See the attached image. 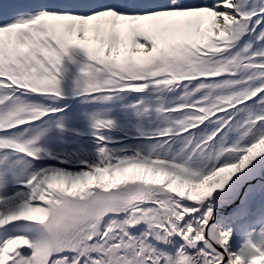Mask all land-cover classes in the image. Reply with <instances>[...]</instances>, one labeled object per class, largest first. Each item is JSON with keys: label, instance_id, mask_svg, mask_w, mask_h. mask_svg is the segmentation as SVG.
<instances>
[{"label": "snow or ice", "instance_id": "1", "mask_svg": "<svg viewBox=\"0 0 264 264\" xmlns=\"http://www.w3.org/2000/svg\"><path fill=\"white\" fill-rule=\"evenodd\" d=\"M0 5V264H264V0Z\"/></svg>", "mask_w": 264, "mask_h": 264}, {"label": "bare ground", "instance_id": "2", "mask_svg": "<svg viewBox=\"0 0 264 264\" xmlns=\"http://www.w3.org/2000/svg\"><path fill=\"white\" fill-rule=\"evenodd\" d=\"M10 12V11H9Z\"/></svg>", "mask_w": 264, "mask_h": 264}]
</instances>
